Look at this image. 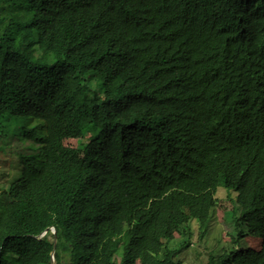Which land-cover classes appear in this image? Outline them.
<instances>
[{
    "label": "trees",
    "instance_id": "16d2710c",
    "mask_svg": "<svg viewBox=\"0 0 264 264\" xmlns=\"http://www.w3.org/2000/svg\"><path fill=\"white\" fill-rule=\"evenodd\" d=\"M0 138V264H183L218 187L264 264V0H0Z\"/></svg>",
    "mask_w": 264,
    "mask_h": 264
},
{
    "label": "rangeland",
    "instance_id": "374dc122",
    "mask_svg": "<svg viewBox=\"0 0 264 264\" xmlns=\"http://www.w3.org/2000/svg\"><path fill=\"white\" fill-rule=\"evenodd\" d=\"M92 79H94V76L89 73L86 76V81ZM82 80H84V77L81 79L69 78L70 88H75L77 83ZM113 87V82L108 83L106 88L101 90L100 95H105V91H111ZM12 143L16 142L12 141ZM1 144L2 138H0ZM65 144L75 145V140L67 139ZM8 151L9 146L4 149L0 148V190L8 182L6 174L10 165V154ZM215 195L218 202L211 210V218L206 223V226L200 227L195 222H191L188 235L186 236L188 245L179 248L181 236L177 233L167 245L170 249H178L175 257L180 259L183 264H203L207 261L209 255H219L222 250L230 247L244 249L251 247L257 249L260 246V240L256 236L250 237L247 235L243 239L230 243L236 232L230 211L233 208V199H228L223 187H218ZM233 195H236V190H234Z\"/></svg>",
    "mask_w": 264,
    "mask_h": 264
},
{
    "label": "water",
    "instance_id": "95a60500",
    "mask_svg": "<svg viewBox=\"0 0 264 264\" xmlns=\"http://www.w3.org/2000/svg\"><path fill=\"white\" fill-rule=\"evenodd\" d=\"M46 229L39 235V236H42L46 233ZM51 232L52 234L54 235L53 236V250L51 252V258H50V264H55V258H54V249H55V240H56V236H55V230L54 228H51Z\"/></svg>",
    "mask_w": 264,
    "mask_h": 264
},
{
    "label": "clouds",
    "instance_id": "9594fccd",
    "mask_svg": "<svg viewBox=\"0 0 264 264\" xmlns=\"http://www.w3.org/2000/svg\"><path fill=\"white\" fill-rule=\"evenodd\" d=\"M51 228H53V227H51ZM51 228H50V230H51ZM52 233V232H51Z\"/></svg>",
    "mask_w": 264,
    "mask_h": 264
}]
</instances>
